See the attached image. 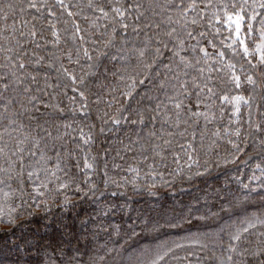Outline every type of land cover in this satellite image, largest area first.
I'll use <instances>...</instances> for the list:
<instances>
[{
	"label": "trees",
	"instance_id": "16d2710c",
	"mask_svg": "<svg viewBox=\"0 0 264 264\" xmlns=\"http://www.w3.org/2000/svg\"><path fill=\"white\" fill-rule=\"evenodd\" d=\"M261 2L0 0V264H264Z\"/></svg>",
	"mask_w": 264,
	"mask_h": 264
},
{
	"label": "snow or ice",
	"instance_id": "6c2138e0",
	"mask_svg": "<svg viewBox=\"0 0 264 264\" xmlns=\"http://www.w3.org/2000/svg\"><path fill=\"white\" fill-rule=\"evenodd\" d=\"M245 2H246V0H245ZM31 6L32 7H35L34 4L31 5ZM137 7H139V6H137ZM177 7H179V5ZM233 7L235 8L236 5L234 4ZM259 7L261 9H264V2H261L260 5H259ZM243 11H244V8L241 5L240 6V11L235 13L236 19L233 22L236 25V31H237V33H239V31H240L241 22L245 19V17L242 15V12ZM258 15H260V14L259 13H256L252 17H250V19L255 20ZM228 20L229 21H232L233 20V18H232L231 15L228 16ZM261 24H262V27H261V39L264 40V20L261 21ZM251 28H252V25H249V29H251ZM168 35L171 36L172 33H168ZM189 35H191V33H189ZM241 43H243V42H241ZM159 44H160V41H157V48H156V52H155V55L157 57L160 54ZM165 47H167L166 44H165ZM8 51H11V49H8ZM201 51L203 52L204 50L201 49ZM245 52H247V49H245ZM85 55H87V53H85ZM145 55H146L145 50L144 49H141V50H139L138 56H136V59L138 61H140V64L137 66L138 67L137 75H140L141 74V72L139 71L140 68H142L144 70V72H143L144 78L139 80V83L140 84H144L145 81L150 78L151 73L155 70L154 65H155L156 61L153 60L150 63H145L144 62ZM174 55H177L178 56L179 55V52L174 53ZM205 55H207L206 52H205ZM181 61H183V57H181ZM129 63H130V61H129ZM261 63H264V60H262ZM125 66H127V65H125ZM24 67H25V65L23 63L19 64V68L22 69ZM190 67H192L191 64H187V63L184 64V68L185 69H188ZM199 71L200 72H203L204 70L203 69H199ZM170 73H172V69L169 67L167 73H165V80L164 81H160V83H159V88L161 90H163L165 88V86H166L165 81L171 80L173 78L172 75H169ZM184 75L185 76L188 75V73H187L186 70L184 71ZM159 76H160V73L157 71L156 72V77L159 78ZM176 78H178V76ZM132 79H133V86H134L136 81H135V78H132ZM236 81H237L236 86L239 87V77H236ZM248 81H249V83H252L253 82L251 76L248 77ZM0 82H3V84H4V90L7 91L8 84H7V82H5V78L4 77H0ZM187 84H188V81L187 80H184L183 82H180L179 86H180V88L184 89L185 92H186L187 91ZM173 87H175V85H173ZM28 91H29L28 88H24V92L25 93H27ZM209 91H211V89H209ZM128 95H131V93L129 92ZM33 99H34V97L31 98V99H29L28 100V103L31 104ZM235 99H236L237 102H239L240 100L243 99V97H239L238 96ZM13 103H14V100H9L8 103H7V105H5V107L7 108L8 105H11ZM244 103H248V101L245 100ZM175 106H176L177 109H179L181 107V105L179 103H177ZM177 115H179V113H177ZM11 123H15V121L13 120V121H11ZM3 151H4V149L3 148H0V153H2ZM17 151H21V149L17 148ZM12 155L15 156L16 153L14 152V153H12ZM32 155H35V153L33 152ZM20 166L21 167L23 166V162L22 161L20 162ZM252 226L253 225H250V227H252ZM243 231L244 232H247L248 231V228H245ZM240 239H241V236L239 234H237L236 236L233 237V240H235V241H240ZM230 250L231 251H235V248H232ZM262 253H264V249H261L259 252L253 253V255H260ZM162 259H163V256H158L156 260L151 261V264H158V261L159 260H162ZM228 259L231 260L232 257L229 256ZM128 264H139L138 257L137 256H129L128 257Z\"/></svg>",
	"mask_w": 264,
	"mask_h": 264
},
{
	"label": "rangeland",
	"instance_id": "374dc122",
	"mask_svg": "<svg viewBox=\"0 0 264 264\" xmlns=\"http://www.w3.org/2000/svg\"><path fill=\"white\" fill-rule=\"evenodd\" d=\"M235 19H236V18H233V20L230 21V22L233 23L234 25H235V23H234L233 21H235ZM235 27H236V25H235ZM262 44H263V43H261L260 46H262Z\"/></svg>",
	"mask_w": 264,
	"mask_h": 264
}]
</instances>
